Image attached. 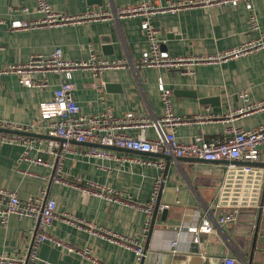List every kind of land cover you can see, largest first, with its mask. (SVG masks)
<instances>
[{
	"label": "crops",
	"instance_id": "1",
	"mask_svg": "<svg viewBox=\"0 0 264 264\" xmlns=\"http://www.w3.org/2000/svg\"><path fill=\"white\" fill-rule=\"evenodd\" d=\"M49 1L58 12L79 15L100 6L119 8L137 4L141 0H103L102 5H90L88 0ZM167 1L178 0H162ZM35 7V0H0V70L10 65L24 64L33 54H48L55 47H60L67 59L76 61L87 60L91 47L107 59L124 58L132 62L140 59L148 50L140 17L26 31L11 29L13 21L39 18ZM25 8L28 12H23ZM252 13L264 29V0L255 1ZM249 17L250 12L243 6H225L160 14L153 17V23L160 29L163 49L171 55L206 57L236 47L255 36ZM106 36L111 38V43L102 41ZM107 45L111 46V53L105 48ZM48 78V87L29 88L21 85L16 75L0 74V121L30 125L34 128L29 133L48 136L41 133L44 122L39 106L51 100L63 77L51 74ZM159 78L173 91V108L177 115L192 117L211 113L216 116L213 120L179 126L177 137L182 142L188 143L199 135L206 139H227L231 127L252 130L264 125V110L238 116L235 120L226 119V115L242 107V91L249 92L251 102H264V52L219 63H202L196 67L194 75H183L175 70L146 68L135 71L130 68L103 71L96 77L89 70H78L73 73L74 97L85 115L102 113L110 108L116 116L134 113L137 117L159 119L163 114L158 91ZM94 84L102 86L103 91L99 92ZM204 99H214L215 104H219H203ZM128 132L136 136L138 130ZM146 136L155 139L158 132L155 128H148ZM37 139L40 141L31 150L29 159L22 158L20 146L0 144V188L15 191L22 199L42 195L45 199H55L59 217L50 228V234L84 253L45 242L38 249L40 260L49 264H222L224 257L233 256L238 264H249L250 257L251 264H264V209L259 218L254 251L258 210L253 227L249 225V211H244L239 223H216V214L236 208L221 204L220 197L228 173L241 169L238 162H205L192 158L167 161L153 153L106 149L113 157L121 159L116 162L91 157L86 154L91 144L72 141L71 150L64 160L62 176L63 181L69 183H55L51 182L54 167L32 161L42 157L54 163L46 152L48 142L52 140ZM144 160L165 162L159 201L168 205L165 216L158 211L153 229L145 238L143 230L146 222H150L151 228L152 217L149 219L143 211L125 204V199L145 203L151 196L160 169L153 163L143 165ZM258 162L264 163V155ZM75 177L109 186L125 199L110 202L87 194L70 184ZM213 204L221 205V211L210 209L207 215V210ZM64 215L91 224L99 233L119 234L140 241L143 239L146 251L144 261H137L133 251L103 239L87 228L82 230L67 223ZM203 219L213 222L215 232L199 233V241H195L194 235L187 232L185 227L200 226ZM181 227H184L183 232L179 231ZM34 235L35 227L31 219L20 220L11 216L6 226L0 221V255L14 261L13 264H22L20 260L26 259ZM173 240L178 242L176 253L170 248Z\"/></svg>",
	"mask_w": 264,
	"mask_h": 264
},
{
	"label": "built area",
	"instance_id": "2",
	"mask_svg": "<svg viewBox=\"0 0 264 264\" xmlns=\"http://www.w3.org/2000/svg\"><path fill=\"white\" fill-rule=\"evenodd\" d=\"M35 12L40 15L37 19L16 20L11 23L14 31H26L41 27L54 28L72 24H79L88 21L114 20L123 18L140 17L141 30L148 42L147 52L137 61L132 62L127 59H107L102 57L92 47L90 48L89 58L85 61L67 59L64 51L60 47H55L48 54H33L29 60L20 65H10L0 70V74L16 75L19 83L29 88H46L49 86V75L57 74L63 77L59 86L55 89L51 100L43 102L39 106V112L44 125L41 133L61 139L48 142L46 152L54 159V163L46 161L42 157H37L32 161L46 167H54L53 182L69 183L63 181V166L67 153L71 150L70 143L76 141L79 144L89 143L91 145H101L113 148L132 150L143 154H156L172 156L173 158H197L207 162H218L222 160L258 162L264 155V125L252 130L231 127L228 130L229 138L220 139L217 137L206 139L199 135L192 141L185 143L178 139L177 128L184 124L194 122H205L216 118L215 115H194L192 117L179 116L173 108V91L169 88L162 78L158 80L159 98L163 108V114L159 119L148 117H137L134 113H126L123 116H116L112 109L93 115H85L81 112V107L74 97L73 73L78 70H89L94 76L100 75L107 70H126L135 71L146 68L162 69L166 71H178L183 75H194L196 67L202 63L212 64L233 59H239L247 55L264 52V29L258 22L257 17L252 13L256 0H141L137 4L115 8L111 5L100 6L95 10H88L79 15H69L56 11L49 0H35ZM225 6H243L250 12L251 31L255 34L252 38L244 41L240 45L218 53L213 56L182 57L173 56L162 47L160 29L153 23V17L160 14H177L182 11L199 8H222ZM28 12V9H23ZM94 87L102 92V86L94 84ZM243 101L242 107L226 115V119L235 120L238 116H246L254 112L264 110V102H251L247 90L240 93ZM0 128L29 132L33 126H23L8 121H0ZM148 128H155L158 136L149 139L146 136ZM138 130L136 136L129 134V130ZM39 139L31 136L8 134L0 132V144L18 145L22 149V158L29 159L31 150L36 147ZM87 155L95 158L109 159L120 162L121 159L113 157L106 149L96 146L90 147ZM153 163L160 169L156 177L151 196L145 203H138L132 199H125L115 189L101 185L94 181H85L81 177H75L74 182L70 183L77 188L83 189L87 194L97 198L110 201L121 202L127 200L126 206L143 211L150 219L156 208L163 211L168 205L160 204L159 196L164 183L165 162L148 160L143 161V165ZM253 168L244 166L245 173ZM225 213L219 212L222 206L213 204L210 209L218 211L216 223L224 225L235 223L240 213V206H235ZM58 205L55 199H45L44 195L38 198L22 199L17 192L0 188V221L6 226L11 216L18 219H31L34 222L35 235L31 242L29 253L26 259H21L20 263L29 262L39 264H49L38 258V249L41 244L50 242L57 247L65 248L70 251L82 253L78 249L69 247L63 241L54 238L50 234V228L59 217ZM67 223L74 224L79 229L87 228L93 234L109 239L120 246L134 252L137 261L141 262L145 257V247L143 239H130L123 235L111 233H99L91 226L81 220H73L72 217L64 215ZM150 222H146L143 230V238L149 232ZM187 232L194 235L195 241H199V233L212 234L215 232L213 222L203 219L200 226H186ZM184 231V227L179 229ZM177 240L171 242L170 248L173 253L177 250ZM84 254V253H82ZM0 263H11L10 259L0 255ZM222 264H238L233 256L224 257Z\"/></svg>",
	"mask_w": 264,
	"mask_h": 264
},
{
	"label": "water",
	"instance_id": "3",
	"mask_svg": "<svg viewBox=\"0 0 264 264\" xmlns=\"http://www.w3.org/2000/svg\"><path fill=\"white\" fill-rule=\"evenodd\" d=\"M90 5H102L103 0H88ZM102 41L105 44L111 43V38L106 36L102 39ZM112 52V48L110 45H107L105 47ZM219 99H216L218 101ZM203 104H210L211 106H218L219 103L215 104L214 99H204L202 101ZM0 132L8 133V134H19V135H25V136H31L36 138H44V139H50V140H60L56 137L51 136H43L35 133H29V132H23L18 130H10L5 128H0ZM103 149H109L113 147H107V146H101V145H92ZM159 157H162L164 159H167V161H170L171 159H175L172 156H166V155H157ZM184 158H177L176 160L181 161ZM190 159V158H189ZM192 160L196 161H204L197 158H192ZM207 162V161H205ZM232 163H237L241 165V169L238 171H230L226 177L224 187L221 192V204L226 205L230 204L231 206H240L241 212L238 216V223L240 222L241 218L244 215V211L250 212V220L249 225L253 227V219L255 216V212L258 210V219L255 225V235H254V243H253V251L255 249L256 240L258 237L259 232V218L261 216V212L264 209V163L260 162H239V161H230ZM248 166L252 167L253 169L250 172L245 173L243 171V167ZM54 176V174H53ZM53 176L51 179V182L53 180ZM164 216L166 215L167 211L164 209L163 211ZM158 214V208H156L153 216H152V226L149 230V233H151L153 229V225L155 223L156 216ZM236 221V222H237ZM145 258V257H144ZM144 258L141 262L144 261ZM252 263V257H250L249 264ZM25 264H28V258L25 262Z\"/></svg>",
	"mask_w": 264,
	"mask_h": 264
}]
</instances>
